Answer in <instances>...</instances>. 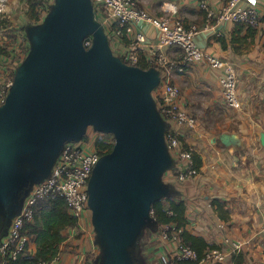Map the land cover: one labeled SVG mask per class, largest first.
I'll list each match as a JSON object with an SVG mask.
<instances>
[{"label": "water", "instance_id": "95a60500", "mask_svg": "<svg viewBox=\"0 0 264 264\" xmlns=\"http://www.w3.org/2000/svg\"><path fill=\"white\" fill-rule=\"evenodd\" d=\"M24 31L29 50L0 105V218L18 214L63 145L92 127L114 138L87 184L97 261L141 264L137 241L157 226L151 206L176 192L162 181L173 159L152 96L160 72L113 53L91 0H53L43 20ZM259 142L264 148V131Z\"/></svg>", "mask_w": 264, "mask_h": 264}, {"label": "built area", "instance_id": "2783aa9c", "mask_svg": "<svg viewBox=\"0 0 264 264\" xmlns=\"http://www.w3.org/2000/svg\"><path fill=\"white\" fill-rule=\"evenodd\" d=\"M15 1L0 0V17L7 16ZM259 1L225 0L215 9L202 0L199 6L205 13L204 22L186 26L174 16L148 15L140 9L137 0H91L94 17L103 25L109 42L111 39H118L124 43L123 51L119 55L121 60L130 65H137L144 60L148 67H154L160 72V83L152 91V96L157 112L167 124L164 133L165 145L173 159L171 172L179 182L198 176L201 166L196 167L194 151L184 145L181 132L192 131L196 127L197 118L182 96L180 87L170 80L171 75L174 72L184 73L193 65L210 66L219 71L217 82L224 105L229 109H239L241 101L237 93L236 64L208 52L199 45L197 37L205 31H213L216 36L219 35L218 25L221 23L259 28L262 21L258 12ZM147 24L155 29L154 36H148L142 30ZM24 35L29 43L26 34ZM84 44L89 46L90 41H84ZM173 48L182 52L181 59L168 55V50ZM162 76L165 77L164 81H161ZM12 79L13 77L0 88V105L5 100ZM105 135L110 137L107 140H114L111 134ZM101 155L95 149L94 141L87 143L82 139L63 145L49 175L32 186L23 199L19 213L12 217L6 233L0 239V264H6L9 259L14 260L26 252L28 236L23 232L24 223L32 219L36 206L41 202L63 198L69 213L76 218V226L87 220L90 222L87 184ZM167 214L174 215L171 210ZM218 228L222 231L226 228L221 219H218ZM182 230V227L173 222L159 227L157 240L166 246L162 255L163 264L226 263L232 253L242 250V242L223 235L222 243L228 245V252L221 247L207 249L199 257L192 247L181 241ZM58 259L57 254L49 263L39 264H54ZM80 264H99L97 255L89 252L83 256Z\"/></svg>", "mask_w": 264, "mask_h": 264}, {"label": "crops", "instance_id": "0c3cea01", "mask_svg": "<svg viewBox=\"0 0 264 264\" xmlns=\"http://www.w3.org/2000/svg\"><path fill=\"white\" fill-rule=\"evenodd\" d=\"M200 1L202 0H137V3L148 15L174 16L189 26L200 25L205 20V13L199 6ZM204 1L217 9L225 0ZM258 12L262 26L264 25V0L259 1ZM235 25L230 23L218 25L219 35L223 36L227 42L226 49H222L220 43L215 40L216 35L213 31L201 32L197 41L208 52L236 64L237 93L241 105L264 104V70L258 68L256 70L253 66L254 63H264V51L259 47L263 43L264 32L262 35L261 30H257L250 48L242 53H234L230 48L229 39ZM142 30L148 36H154L156 32L148 24L144 25ZM109 43L113 53L112 43L122 53L124 45L122 41L111 39ZM169 51L168 55L175 58L169 54ZM249 67L255 72L253 75L256 77L252 75L245 77V69ZM193 71L206 88L212 91L218 89L220 94L219 85H217L218 70L198 64ZM184 74L185 72H174L171 78L177 82L178 76ZM255 78L257 84L253 82ZM210 107L213 108L212 103ZM195 128L192 131H181L182 138L189 135L185 142L192 146L197 145L194 138L190 136L195 132ZM252 137L250 131L224 133L216 132L215 129L208 127L207 130H203L202 145L205 153L201 157V173L192 179L179 182L170 171H166L162 175V181L170 183L175 188L173 199L185 202L188 231L204 237L209 243L220 244L221 249L226 252L229 247L222 243L223 235L238 240L243 243L241 250L243 264H264V151H261L259 147V138L258 146L250 144ZM198 147L200 148V145ZM194 150L197 152L198 148ZM211 165L213 168H210ZM213 198L229 210V219L224 221L226 228L223 231L218 228L219 217L210 203ZM158 231V225L155 229L148 227L143 229L137 241L136 253L141 264H154L156 252L158 255V250L161 254L166 251L165 245L157 243ZM62 233L65 235V240L59 245V259L54 264H80L83 256L89 252L98 255L99 250L94 245V233L88 220L82 222L80 226L65 228ZM27 250L29 254L35 251L32 238L28 241Z\"/></svg>", "mask_w": 264, "mask_h": 264}, {"label": "rangeland", "instance_id": "374dc122", "mask_svg": "<svg viewBox=\"0 0 264 264\" xmlns=\"http://www.w3.org/2000/svg\"><path fill=\"white\" fill-rule=\"evenodd\" d=\"M52 3L53 0H16L10 8L11 10L7 16L0 17V51H2V53H0V88L4 86L3 84L6 81L13 77L17 66L23 61L29 50V43H27L24 35L25 27L27 25H36L40 23L49 11ZM257 30H261L263 35L264 25H260ZM259 47L262 51H264V39L263 43ZM112 48L114 53L119 55L121 54L115 48L113 43ZM169 54L178 59L183 57L182 52L175 48L170 49ZM195 66L196 65L188 67L184 75L178 76L177 82H174L172 78H170L173 83H178L177 85L180 87L182 96L185 97V101L188 102L190 109H192L193 114L197 118L194 132L195 134L193 133L190 135L194 138L197 145L192 146L185 142L189 135H185V137L182 138V142L188 147H191L194 152H196L194 148H198L196 153L199 155V158H201L205 153L202 145L203 130H207L208 127H210L215 129L216 132L220 131L224 133L232 131H236L238 133L241 131H250L253 136L250 144H257L258 146V133L259 131H264V104L252 106L241 105V107L237 110L227 108L224 105L222 98H220L221 96L218 89L212 91V89L208 87L206 88L202 81L194 73L193 70ZM253 66L256 70L257 68L264 70V63H254ZM244 74L247 78L251 77V75L252 77H256V75H253L255 72L250 67L245 69ZM164 80L165 77L162 76L161 81ZM256 80L257 79L255 78L253 81L255 84H257ZM210 103L213 105L212 109L210 107ZM97 138L109 139L110 137L103 133L94 131L92 127H88L83 139L84 142L90 143ZM198 145H200V148ZM259 147L261 148V151H264V148L260 144ZM224 152H226V149H224ZM224 162L226 163V159ZM173 196L174 194L170 197ZM0 222H2L3 229L0 230L1 239L3 236L2 234L6 233L11 219L1 217ZM159 242L160 241L158 240L157 243L160 245ZM163 253L161 254V251L158 250L157 255L156 252L154 264H163Z\"/></svg>", "mask_w": 264, "mask_h": 264}, {"label": "trees", "instance_id": "16d2710c", "mask_svg": "<svg viewBox=\"0 0 264 264\" xmlns=\"http://www.w3.org/2000/svg\"><path fill=\"white\" fill-rule=\"evenodd\" d=\"M256 32L257 28L236 24L229 39L232 51L234 53H242L248 50L254 42ZM87 40L91 43V37H86L85 41ZM215 40L220 43L222 49L227 48V42L223 36L217 35L215 36ZM137 66L144 69L148 68L144 60H141ZM113 143L114 140L109 141L107 138H97L94 140V147L103 155L112 149ZM193 154L196 167H200L202 164L201 158H199L196 152H193ZM169 171L171 172V170ZM210 203L219 219L223 221L229 219V210L225 209L220 201L213 198ZM185 209L186 204L183 200L166 197L152 204V218L159 227L170 222L182 227L183 230L180 234L181 241L192 247L198 253L199 257L207 249L220 248V244L209 243L204 237L196 235L186 229L187 220L185 217ZM168 210H171L174 215H168ZM76 223V218L69 213L68 206L63 198L58 197L39 203L36 206L32 219L24 223L23 230L24 234L28 236V241L32 238L35 243L34 253L29 254L26 247L25 253H21L14 260L9 259L6 264L49 263L59 253V245L65 240V235H63L62 231L68 227H76ZM229 261L232 264H243L242 251L232 253L226 263L215 262L211 264H228Z\"/></svg>", "mask_w": 264, "mask_h": 264}, {"label": "flooded vegetation", "instance_id": "af4514ba", "mask_svg": "<svg viewBox=\"0 0 264 264\" xmlns=\"http://www.w3.org/2000/svg\"><path fill=\"white\" fill-rule=\"evenodd\" d=\"M2 229V222H0V230ZM3 230V229H2Z\"/></svg>", "mask_w": 264, "mask_h": 264}]
</instances>
